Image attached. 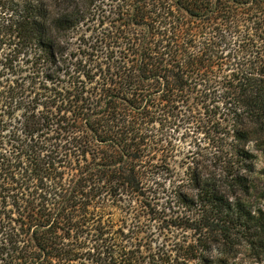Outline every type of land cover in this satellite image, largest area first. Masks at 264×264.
<instances>
[{
	"label": "trees",
	"instance_id": "16d2710c",
	"mask_svg": "<svg viewBox=\"0 0 264 264\" xmlns=\"http://www.w3.org/2000/svg\"><path fill=\"white\" fill-rule=\"evenodd\" d=\"M108 1L0 0V76H11L0 84V264H234L236 243L263 253L264 211L246 196L264 172L255 164L264 153V0H112L116 50L74 61L68 33ZM217 20L229 33L258 31L252 51L232 56L233 91L225 87L236 142L214 174L186 156L173 194L197 219L167 222L195 236L146 248L114 219L121 190L143 196L134 159L152 144L130 118L186 101L212 67L203 24ZM5 109L22 112L12 123ZM60 133L62 146L49 136Z\"/></svg>",
	"mask_w": 264,
	"mask_h": 264
},
{
	"label": "rangeland",
	"instance_id": "374dc122",
	"mask_svg": "<svg viewBox=\"0 0 264 264\" xmlns=\"http://www.w3.org/2000/svg\"><path fill=\"white\" fill-rule=\"evenodd\" d=\"M116 3L109 0L104 4H98L99 18L92 19L91 12L68 33V52L72 54L74 61L85 63L87 66V63H93V60H98L101 56L111 55L116 50L118 45L116 32L121 26L118 20L119 15L115 13L118 10L114 7ZM105 10L113 13L108 11L105 13ZM203 25L206 27H203L204 34H201L206 38L211 37L213 42L210 45L214 53L213 61L206 64L212 67L205 70L204 75L200 74L201 80H198L190 96L185 102L179 99L177 103H173V107L165 110L155 107L157 110L155 114L151 112L144 120L138 115L130 118L132 125L142 128L146 136L149 135L153 145L149 143L150 147H146V149L151 148L148 155L146 150H143L144 152L140 153L141 157L134 159V163H137L136 168L140 171L139 181L144 192L143 196L138 197L130 191L121 190L122 195H115V201H112L118 203L114 209V219H117L115 224H120L119 226H122L125 231L129 230L127 235H132L137 230L139 238L143 237L140 244L146 248L163 242L168 248L178 239L188 241L195 236L193 229L187 227L176 229L167 222L180 220L185 224V221L196 218L197 211L178 205L173 194L179 178L185 176L187 157L190 156L191 161H201L204 164L202 169L212 174L213 170L216 172L219 170L215 162L219 164V157L226 152L229 156L231 151L229 145L236 142L230 135L233 126L226 105L228 92L225 91V87L228 91H233L232 86L235 82L233 72H236L234 61L237 59H232V56L236 53L246 55L252 51L259 41L258 31L253 36H249L247 29L242 26L235 32L230 29L229 33L227 26L219 24L218 20L208 24L206 22ZM260 36L262 37V34ZM203 76L208 80L203 81ZM6 78L10 79L11 76H0V84H4ZM21 112L22 110L7 109L5 113L10 114L11 121L14 123V119L19 118ZM2 134L7 135V130ZM52 135L60 137L54 142L62 146L65 140L62 136L65 133L49 134V136ZM7 139H9L8 136L4 137V140ZM69 140L73 141L72 137ZM249 146L253 148L252 144ZM3 147L7 150L10 146ZM255 164L256 168L264 170L263 152L259 154ZM260 175L257 181V192L254 196L248 195L246 198L264 211V199L257 198L264 189V172ZM227 190L228 188H225V191ZM236 242L239 240L237 239ZM235 250L234 258L231 257V262L234 264H264V252L256 256L252 249L237 243Z\"/></svg>",
	"mask_w": 264,
	"mask_h": 264
}]
</instances>
